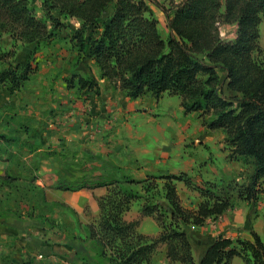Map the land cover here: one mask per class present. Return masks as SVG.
Wrapping results in <instances>:
<instances>
[{
	"label": "trees",
	"instance_id": "1",
	"mask_svg": "<svg viewBox=\"0 0 264 264\" xmlns=\"http://www.w3.org/2000/svg\"><path fill=\"white\" fill-rule=\"evenodd\" d=\"M151 1L165 13L169 28L165 38L146 0H41L39 9L29 0H0V84L10 92L20 90L36 76L37 48L65 38L74 52L71 69L63 77L67 87L99 94L96 77L75 67L89 60L98 78L129 98L145 94L158 98L166 91L179 96L185 113L197 112L204 126L221 128L228 157L252 167L246 181L196 182L188 172L179 171L143 178L122 174V181L103 178L90 185L56 186L72 190L109 186L97 197L96 221L85 223L89 240L99 249L95 256L99 261L146 264L158 244L165 243L170 259L195 264L183 227L221 214L232 206L234 197L256 204L264 193V59L256 54L262 52L259 26L264 0H167L168 7ZM66 18H74L78 25L69 26ZM225 23L236 25L234 37L221 36L219 27ZM5 34L12 40L10 48L1 43ZM17 43L31 46L25 61H11ZM224 83L232 94L222 92ZM17 143L32 146L30 150L36 147L0 131V158L9 160L14 152L10 146ZM176 181L198 192L201 200L195 208L181 203ZM122 182L138 185L144 194L121 186ZM151 189L162 190L168 208L150 201ZM141 197L142 215H152L161 227L154 237L139 232L136 221L123 218L131 201ZM250 233L252 238L217 235L199 264H231L235 255L244 264H264V242L255 230Z\"/></svg>",
	"mask_w": 264,
	"mask_h": 264
},
{
	"label": "rangeland",
	"instance_id": "2",
	"mask_svg": "<svg viewBox=\"0 0 264 264\" xmlns=\"http://www.w3.org/2000/svg\"><path fill=\"white\" fill-rule=\"evenodd\" d=\"M32 1L35 4L38 0ZM146 1L152 9V15L157 19V25L161 35L165 38L169 32V28L167 27L164 11L151 0ZM158 2L166 7L169 6L167 0H158ZM64 20L69 26L75 27L78 25L74 18H66ZM235 28V24H221L219 27L220 34L222 37L232 38L235 35ZM259 31V46L262 52L256 54L258 58L264 59V17L261 20ZM57 42L60 46L59 49L61 48L60 61L64 64L70 60V63H72L74 60V52L68 41L65 38H61ZM1 43L4 48H10L12 40L5 34ZM30 47V45L25 43H17L16 53L12 59L24 58L28 51H30ZM44 48V45L37 48L33 54L36 59L42 58L39 56L44 52ZM72 54L73 57L71 58L70 55ZM40 62L41 60L39 59ZM78 65L82 67L81 70L84 69L82 70L83 72L95 76L94 70H96V67L92 61L88 60V63L85 65L82 63ZM45 71L48 72L49 70L44 69L42 72L40 71L41 74L36 73L37 77L34 79L42 81ZM65 72L66 67H61L55 73L52 83L59 82L57 79L62 74H65ZM102 84L103 87L105 84H107L106 87L109 86V83L106 82H101ZM49 87L51 90L55 89L54 85L50 84ZM72 92L74 93V96H72L74 101L76 99L87 100L91 96V94H86V91L77 92L73 89ZM222 92L225 95L232 94L224 86H222ZM46 95L49 96L48 94ZM115 97L116 104L113 103L109 106L103 119L98 120L97 114L95 113L93 116L89 115L91 117L90 131L82 135L74 136L72 134L74 132L69 133L70 130L67 127H71L72 125L68 122L65 125L64 136L54 138L51 136L50 139L46 138L48 139L46 143H50L48 146L49 149H46L45 143H39L41 132L45 129L44 123H42L43 120L39 121L37 119L40 115L39 112H35L34 110L31 114L34 115L33 118L28 110L31 107H25L23 110L11 107L7 109V113L5 114L8 120H5L3 118L4 116L0 115L1 131L21 137L23 142H30L32 145L38 144L32 150H30L32 146L29 149V146L19 145V143L17 145H11L10 147L14 151L11 158L7 162L0 159V219L12 218L22 221L34 219L43 229L47 228L57 234H64L71 238L73 243L79 241L85 247V250L80 251L78 255H86L88 252L91 255L97 256L96 254H98L99 249L89 240L85 223L96 221L99 214L98 209L90 208L88 205L83 208H75L65 200H48L45 197V190L49 187L58 188L56 186L59 185L76 186L83 182L90 185L96 180L103 178L122 181V174H126L132 178H143L147 173L158 175L159 172H148V170L169 169L175 164V151L179 148L178 138L181 134L185 136L184 141L182 140L184 142V146L182 147L191 153H194L195 138L202 140L205 136L202 131V128H205L202 124V117L193 111L183 113L177 97L167 95L162 99L160 104L162 106L163 104L167 105L171 110L168 113L159 108L160 104L157 100L156 108H153V106L151 111L144 110L142 112L136 111V109L128 111L129 106L127 105H125L126 111H123L120 109L124 106L120 100V94ZM46 99L48 97L45 98L42 96V100L46 101ZM38 100L39 97L36 98L35 102L37 103ZM120 105L122 106L118 107ZM39 110H51V112L58 110L60 114H63V111L66 109H49L45 107ZM78 127L81 128L82 125H78ZM99 127L102 128L98 129ZM166 128H173V133L166 132ZM176 128H179L178 132H175ZM209 129L210 133H207L209 136L215 140L223 141L222 135L224 132L221 129ZM202 142L200 141L199 143ZM205 144L207 143L205 142ZM167 146L170 149H174V153L169 154V156H166L165 153L160 155L161 150ZM212 155L213 153L210 152V157ZM219 162L222 170L229 168L223 157H221ZM234 165V167H230V171L228 169L227 173L222 172L223 174H219V177L215 180L220 182V179L227 181L236 178L239 182L246 181L247 173H249L251 166L241 163H234ZM240 165L242 167L241 169H239ZM193 169L192 175L194 181L200 182L204 176H202L198 165H195ZM158 182L160 183L161 181L158 180ZM120 184L123 187L132 186L135 190H139L141 194H144L138 185L134 186L130 183L123 182ZM175 186L181 203L186 207L195 208L201 200L198 192L185 185L183 181H176ZM92 188L88 185L83 188L85 190L84 192L89 193L90 197L91 194L94 196ZM108 189L109 186H102L96 190L105 193ZM150 191L154 192V197L150 200L151 202L162 205V209L168 208L166 199L161 195L162 190H159L158 193L153 189ZM84 199L85 195H80V201ZM143 201L144 199L142 197L131 201L129 208L123 212V218L130 221L134 220L138 224L144 216L141 213V204ZM263 202L264 195L260 198L259 203L257 202L256 204L234 197L232 206L224 212L227 210H241L243 212L242 216H248L247 212L249 207L253 208L256 212L257 204L262 206ZM7 207H11L12 210H7ZM31 211L34 213V216L28 215V212ZM44 217H47L48 221H44ZM234 229L236 231L235 234H239L238 231L242 230L241 227ZM160 245L158 244L157 248ZM169 264H178V261L170 259Z\"/></svg>",
	"mask_w": 264,
	"mask_h": 264
},
{
	"label": "crops",
	"instance_id": "3",
	"mask_svg": "<svg viewBox=\"0 0 264 264\" xmlns=\"http://www.w3.org/2000/svg\"><path fill=\"white\" fill-rule=\"evenodd\" d=\"M29 1L30 3L34 4L32 0ZM40 1L41 0H38L34 4L38 9L40 8ZM59 47L60 46L58 42L53 40L51 43L45 45L44 52L40 54L39 57L42 58H38L41 60V62L39 63L37 74H41L40 71L42 72L44 69L49 70L48 72L45 71L42 81L35 80L34 78L37 77L36 75L34 78L30 79L25 84V86L16 92H10L6 86L0 84V115L4 116L3 118L6 120L7 118L5 114L7 113V109H10L11 107L18 110H23L25 107H31V109H28L30 115L34 110L35 112H39L40 115L37 119L39 121L43 120L42 123H44L45 126V129L41 132V139H39V143H45L46 149H49L48 146L50 145V143H46V141L50 139L51 136H53V138L57 136H64L65 125L68 122H70L72 125L71 127H67L70 130L69 133L71 134L74 132L72 133L74 136L82 135L90 131L91 127L89 126H91V117L89 115L93 116L95 113L97 114L98 120L103 119L105 112L107 109H109V106L113 103L116 104L115 96L119 94L122 105L124 106L120 105L118 107L122 106L120 109L123 111H126L125 105L129 106L127 109L128 111L134 109H136V111L142 112H144V110L151 111L153 106V108H156L155 106L157 102L160 104L165 96L170 95L177 97L182 112L185 113L180 104V98L178 95H171L165 91L158 98H155L151 94H145L137 98H129L120 89L113 88L109 81L103 78H98L96 73L97 69L94 70V74L98 81L100 90L99 94L85 92L86 94H91L87 100L76 99L74 101V99H72V96H74V93L72 92L74 88L67 87L63 79V77L69 73L71 69V63L70 60L64 64L60 61L61 48L59 49ZM29 52L30 51H28L24 58L12 59L16 53L15 49V53L11 57V61H25ZM70 56L72 58L73 54ZM80 63L85 65L88 63V61H80L78 64ZM78 64L75 67L81 70L82 67ZM61 67H66L65 74H62L60 78L57 79L59 82L52 83L55 73H57ZM49 75H51V77H49ZM101 82L109 83V86L106 87L107 84H105L103 87ZM50 84L54 85L55 89L51 90L49 87ZM223 86L226 87V84L224 83ZM42 96L45 98L48 97V99H46V101L42 100ZM37 97H39V100L36 103L35 101ZM45 107H48L49 109L65 108L66 110L63 111L64 113L62 112L63 114H60L58 110H55L54 112H51V110H39ZM159 108L163 109V111L166 113L171 111L170 108L164 104L163 106L160 104ZM31 116L34 118V115ZM78 125H82V127L80 128ZM101 128L99 127L98 129ZM202 129L205 136L202 138V140L195 138V148H193L194 153L186 151V148L182 147L184 146L183 139L185 136L181 134L178 138L179 148L177 151H175V164L169 169H150L148 172H159V174H164L170 172L186 171L192 175L194 170L193 167L198 165L202 176H204L202 179L215 180L217 177H219V174L222 175L223 173H227L228 169L230 171V167L235 166L234 163L243 164L241 161L231 160L228 157L229 150L226 148L224 142L225 133L222 135L223 141H220L218 139L215 140L213 137L207 134L210 133L209 128L207 130L205 126V128L203 127ZM178 130L179 128H176L175 132H178ZM166 132L173 133V128H166ZM200 141H203V144L199 143ZM205 142L207 144H205ZM35 146H38V144ZM210 152L213 153L211 157ZM163 153H165L166 156H169V154L174 153V149H170L168 146L164 147L161 150L160 155H163ZM221 157H223L224 161L229 166L228 169L224 168L222 170L220 167L219 161ZM1 160L6 162L8 161L5 159ZM215 164L218 166L216 165L215 167ZM241 168L242 167L240 165L239 169ZM251 172L252 167L249 169V173ZM249 173H247V175ZM98 187L102 186L92 188L94 191V196L91 194V197L89 196V193L84 192V187L75 190L49 187L45 190V197L48 200L68 201L75 208H83L88 205L90 208H95L99 211L97 197L105 194L106 192L101 193L100 190H96ZM82 194L85 195V199L80 201V195ZM262 194L264 195V193ZM262 194L257 201L258 203L260 198L263 196ZM262 204V206L257 204L256 212L253 208L249 207L247 212L248 216H242L243 212L241 210H227L224 213L206 217L202 224H186L183 228L189 235L195 264H199L200 258L205 252L209 242L219 234L229 237L240 236L243 238H252L250 230L253 229L260 235L264 242V202ZM238 227L242 228V230L238 231L240 235L235 234L236 231L234 228ZM137 230L150 236H156L160 232L161 227L152 215H144L137 224ZM82 250H85V247L81 245L79 241L73 243L72 239L64 234H57L51 230H48L47 228L43 229V227L39 226V223L34 219H29L27 221L12 218L0 219L1 264H69L71 262L76 264H109L106 261H99L94 255H91L88 252L86 255L83 254L82 256L84 257L82 258L80 255H78ZM169 261L170 259L166 254V244L162 243L153 253L147 263L169 264ZM231 264H244V261L240 256L235 255L231 259Z\"/></svg>",
	"mask_w": 264,
	"mask_h": 264
}]
</instances>
